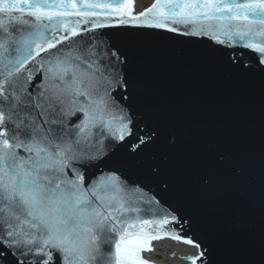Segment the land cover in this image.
Wrapping results in <instances>:
<instances>
[{
  "label": "snow or ice",
  "instance_id": "1",
  "mask_svg": "<svg viewBox=\"0 0 264 264\" xmlns=\"http://www.w3.org/2000/svg\"><path fill=\"white\" fill-rule=\"evenodd\" d=\"M264 264V0H0V264Z\"/></svg>",
  "mask_w": 264,
  "mask_h": 264
},
{
  "label": "water",
  "instance_id": "2",
  "mask_svg": "<svg viewBox=\"0 0 264 264\" xmlns=\"http://www.w3.org/2000/svg\"><path fill=\"white\" fill-rule=\"evenodd\" d=\"M153 0H137V11L149 6ZM155 251L145 253V257L155 264H185L182 258L191 249L170 239L153 241Z\"/></svg>",
  "mask_w": 264,
  "mask_h": 264
}]
</instances>
